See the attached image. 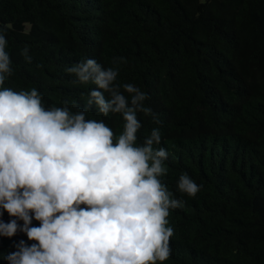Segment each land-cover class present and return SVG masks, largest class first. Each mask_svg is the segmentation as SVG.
I'll return each instance as SVG.
<instances>
[{
	"label": "trees",
	"instance_id": "1",
	"mask_svg": "<svg viewBox=\"0 0 264 264\" xmlns=\"http://www.w3.org/2000/svg\"><path fill=\"white\" fill-rule=\"evenodd\" d=\"M0 31L12 68L0 88H35L46 109L67 102L116 138L122 115L88 108L96 85L66 69L124 58L116 83L146 93L158 120L137 113L136 146L159 130V179L183 201L169 209L163 264H264V0H0ZM182 173L200 186L194 197L177 191ZM20 240L32 243L0 237V264Z\"/></svg>",
	"mask_w": 264,
	"mask_h": 264
},
{
	"label": "clouds",
	"instance_id": "2",
	"mask_svg": "<svg viewBox=\"0 0 264 264\" xmlns=\"http://www.w3.org/2000/svg\"><path fill=\"white\" fill-rule=\"evenodd\" d=\"M5 47L0 31V85L12 75ZM22 55L31 62L27 47ZM124 62L114 57L113 67L104 68L87 59L66 69L79 83L96 85L88 108L122 115L118 138L85 111L70 112L67 102L46 109L35 88H0V237L22 233L32 242H15V251L3 257L7 264H163L169 258L167 217L183 201L159 179L168 157L153 147L159 130L136 146L137 113L158 120L144 106L146 93L116 83ZM177 191L194 197L200 186L182 173Z\"/></svg>",
	"mask_w": 264,
	"mask_h": 264
}]
</instances>
